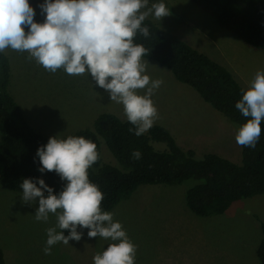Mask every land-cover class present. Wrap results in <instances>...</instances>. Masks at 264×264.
<instances>
[{"label": "rangeland", "instance_id": "374dc122", "mask_svg": "<svg viewBox=\"0 0 264 264\" xmlns=\"http://www.w3.org/2000/svg\"><path fill=\"white\" fill-rule=\"evenodd\" d=\"M160 2L170 15L157 19L153 13L146 18L226 66L245 89L256 72L264 71V50L247 47L191 0H149L148 8ZM29 3L36 11L34 19L42 23L46 14L39 5L45 1ZM4 53L10 61L9 90L38 132L64 139L81 128H93L104 112L127 119L122 104L112 102L89 74L72 76L63 69L52 73L29 59L27 52L6 49ZM143 60L148 62L146 74L163 81L151 97L158 110L153 124L165 126L178 145L194 149L197 158L215 152L240 163L241 146L235 140L238 124L176 79L171 70L153 59ZM138 91L143 95L146 89ZM100 141L103 162L118 165L104 139ZM152 144L157 150L168 149L165 142ZM198 182L188 178L175 184H142L107 211L137 246L135 264H261L256 248L262 237L264 194L237 199L221 214L198 216L185 200L186 191ZM22 195L0 182V247L6 264H94L93 257L112 243L99 236L89 238V229L78 228L83 233L79 241L58 242L46 255V230L56 226V216L37 221L39 198L24 203ZM64 234L69 235V230Z\"/></svg>", "mask_w": 264, "mask_h": 264}, {"label": "clouds", "instance_id": "9594fccd", "mask_svg": "<svg viewBox=\"0 0 264 264\" xmlns=\"http://www.w3.org/2000/svg\"><path fill=\"white\" fill-rule=\"evenodd\" d=\"M148 3L45 0L39 5L46 14L41 23L34 19L36 11L29 0H0V53L6 49L27 52L29 59L52 73L63 69L72 76L89 74L98 87L109 93L112 102L122 104L127 120L134 126L129 131L141 136L158 119L151 97L163 81L152 80L146 74L148 62L143 57L147 49L134 43V38L137 33L146 38L150 35L149 28L142 27L150 14L157 19L170 15L163 2L150 8ZM145 8L147 11H141ZM141 89H146L145 94H139ZM241 93L235 107L248 119L238 127L235 140L239 146L254 149L264 121V71L256 72ZM36 155L41 173L54 171L67 182L59 194L42 178H24L20 184L24 203L39 198L34 215L37 221L47 222L50 214L56 216V226L46 230L44 253L50 255L51 247L58 242L79 241L83 233L78 228H82L89 229V238L99 236L112 241L93 257L94 264H135L137 246L122 224L114 222L113 214L102 210L103 193L89 179L88 170L99 158L97 145L82 136H53ZM140 156L139 150L132 152L134 159ZM64 230L70 234L66 236Z\"/></svg>", "mask_w": 264, "mask_h": 264}, {"label": "trees", "instance_id": "16d2710c", "mask_svg": "<svg viewBox=\"0 0 264 264\" xmlns=\"http://www.w3.org/2000/svg\"><path fill=\"white\" fill-rule=\"evenodd\" d=\"M191 1L247 47L264 50V0ZM144 26L149 28L150 35L146 38L137 33L134 43L147 49L145 58L171 70L176 79L192 86L238 127L247 122L248 118L235 107L242 98L244 87L226 66L149 18L142 22ZM10 81V61L3 52L0 53V182L8 189L23 192L22 179L42 178L59 194L67 182L54 171L41 173L38 170L42 165L37 150L46 145L50 137L35 130L28 122L9 90ZM133 127L127 119L104 112L96 117L93 128H81L64 137L82 136L97 145L99 158L88 170V175L103 193V211L111 210L122 199L128 198L139 185L175 184L188 178L200 181L185 194L187 206L198 216L221 214L237 199L264 194V121L256 147L241 146L240 163L215 152L197 158L194 149L180 147L163 125L153 124L141 136L129 131ZM100 138L104 139L118 165L103 162ZM153 141L165 142L168 149H155ZM134 150L141 153L139 159L132 157ZM261 228L256 255L264 264V222H261ZM0 264H6L1 247Z\"/></svg>", "mask_w": 264, "mask_h": 264}]
</instances>
